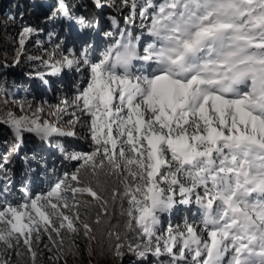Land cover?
Masks as SVG:
<instances>
[{
  "label": "snow or ice",
  "instance_id": "1",
  "mask_svg": "<svg viewBox=\"0 0 264 264\" xmlns=\"http://www.w3.org/2000/svg\"><path fill=\"white\" fill-rule=\"evenodd\" d=\"M93 3L128 9L125 25L139 16L142 31L106 32L111 41L103 49L83 32L78 52L66 48L55 61L28 57L52 75L80 73V84L47 114L25 101L18 102L23 115L0 117L15 139L11 151L25 134L51 143L77 137V127L91 151L66 155L78 166L47 191L0 205V264H12L8 254L20 256L21 248L31 264L42 249L67 264L65 237L68 253L78 250L71 238L81 233L90 244L103 243L93 225L117 201L123 231L112 225L103 236L118 256L126 248L139 264L150 255L157 264H264V0ZM59 8L81 30L91 26L67 3ZM36 31L22 29L15 63ZM36 76L44 81L43 73ZM65 115L71 118L63 122ZM56 147L64 151L59 140ZM7 163L5 156L0 167ZM93 202L100 211L90 223L80 208ZM193 204L197 220L161 230L163 214Z\"/></svg>",
  "mask_w": 264,
  "mask_h": 264
},
{
  "label": "rangeland",
  "instance_id": "2",
  "mask_svg": "<svg viewBox=\"0 0 264 264\" xmlns=\"http://www.w3.org/2000/svg\"><path fill=\"white\" fill-rule=\"evenodd\" d=\"M58 1L61 2V0H56L55 7H53V9L57 8V11ZM115 1H117L116 4L118 5L119 0ZM21 8V0L0 1V15L5 18L2 23H0V26H2V28L9 27L6 34L0 33V44L4 46V43L8 41L10 45H14L15 48H13L12 50L14 54H18L21 49V46L19 44V37L22 29L26 26H29L28 23L30 22L29 19H23L25 18L24 15H19V13L16 12L17 10L20 11ZM13 9L14 11L9 13L10 10ZM36 12L37 13L34 14L38 15V11ZM107 14L116 15L120 20L119 24H123L125 26L123 17L126 15L123 10H118L116 7L97 8V16L95 18V20L97 21L93 25L95 26L100 22V29H98L99 26L97 29H95V27L91 25L90 27H87L85 31H88L92 36L94 34L97 35L96 45H98L100 49H103L111 41V38L106 37L104 33L112 32L117 37L119 34V26L117 24L114 27L111 26L108 20L105 18ZM137 18L141 23L139 16H137ZM46 21H48V28L59 29L58 33L51 31L53 34L51 39L52 41H47L46 33L37 30L34 34L31 35L30 38L27 39L25 45L23 46L22 54L19 57V63L6 62L0 58V63L7 67L8 70L18 72L23 78L20 83L17 82L13 84L15 89L12 90L11 87H5V84L2 82V74L0 73V89H2V91H0V117L6 118L8 112H13L17 116L23 115L24 113H22L18 107V102L25 101L31 102L33 107L42 105L45 109V114H47L48 112L53 110L50 106L58 104L62 98L67 97L70 99L75 94L77 85L80 84V73H76L74 71L71 76L69 75L66 77L67 79L61 78V81H55L54 84H51L52 87H43L45 77H48L49 74H51L49 72H45V69H49V67L42 65L39 61L29 60L28 57L40 56L44 60L55 61L53 60V57L55 55L60 56V53L62 52L65 54L66 48H74L78 52L81 45H78L79 42L77 41V37L85 32L84 30H81L80 25L76 26L78 29H76L75 31L74 28L70 25L71 23L75 24L74 21H69L65 17L64 23L66 26V32L69 33V35H67V33L65 32L64 24L60 21L59 16L54 17L53 14ZM67 21H69L70 23L68 24ZM126 27H129L132 33L137 31L138 34H140L142 31L139 23L134 24L133 30L131 28V25H126ZM92 29L94 32L90 31ZM78 31H80L79 34ZM58 45L59 47H57ZM54 53L55 55H53ZM31 64L34 71H24L25 67L31 69L32 67H29L31 66ZM37 72L44 74V81L36 76ZM49 79L51 80V78ZM14 81L15 78L10 76L9 84L12 85ZM40 83L43 85H41ZM46 85H49L48 81L47 83H45V86ZM25 108H27V104H25ZM45 118L53 120L55 119L54 117H48L47 115L45 116ZM70 118L71 117L69 115H65L63 117V122H66ZM76 131L78 134L77 137L54 138L51 143L41 142L39 140L40 143H38V145H36L34 149H32L35 150L34 156H30L29 158L26 157V160L28 161L23 160L19 164L17 163L18 167L15 170L14 176L10 179V181L8 180L7 182H4L0 177V205L4 204L5 202L12 204L22 203L25 192H27L31 196H35L36 194L45 192L52 184L55 183L58 178H62L65 172L70 173L72 170H74L76 166H78V162L66 159V155L73 152L86 151L88 147H91V141L86 138L85 131L80 129L79 127H77ZM57 140H59V143L63 145V152H61L56 147ZM13 145H11L3 153H1L0 162H2L5 156L9 158V156L11 155L14 157L16 156L17 160L20 161V156H22V154L26 153L27 151L29 152V149L26 146L27 144L24 142V140L23 144L19 148V151L17 152L11 151ZM1 150L2 147L0 146V152ZM30 166L33 167V169H31ZM2 168H4V166ZM196 214L197 206L195 204L187 207L178 206L177 209L172 213H166L161 216V230H166L169 224L173 226L180 225L181 227H183L185 219H187L188 222L197 220L198 216ZM72 239H75L76 243L79 245L78 250L80 254H83L86 262L85 264H128V260H138L137 257L129 253L127 249H122V257L116 255L109 262L105 263L102 259L100 248L94 241L90 244L82 233L79 236L72 237ZM45 242H47L46 238ZM90 247L93 248L92 253L90 251ZM20 250H23V248H21ZM48 256H55V250L53 252H48L47 250L42 249L41 254L37 257L36 264H57V261L55 259L49 260ZM8 258L11 259V253L8 254Z\"/></svg>",
  "mask_w": 264,
  "mask_h": 264
},
{
  "label": "trees",
  "instance_id": "3",
  "mask_svg": "<svg viewBox=\"0 0 264 264\" xmlns=\"http://www.w3.org/2000/svg\"><path fill=\"white\" fill-rule=\"evenodd\" d=\"M63 1L68 4L69 10L73 14V16L77 18L84 17L86 18L87 22H90V24L95 23L97 21L95 20L97 16V8L93 4V0H63ZM155 2L160 3L161 0H155ZM21 3H22L21 10L20 11L17 10L16 12L19 13V15H24L25 18L23 19L25 20L29 19L30 21L28 23L29 26H31L32 28L36 30H40L41 32L46 33L47 41H52L51 39H52L53 34L51 31L58 33L59 29L58 28H54V29L48 28V26L46 25L47 24L46 20L57 11V8L53 9V7H55L56 0H21ZM13 11L14 9L10 10L9 13ZM36 11H38L39 13L38 15L34 14V13H37ZM123 11L125 12V15H128V9H124ZM112 16H115L118 20V24H117L119 26L118 33L121 29L126 28V25L124 26L123 24L122 25L119 24L120 20L118 19L116 15L107 14L105 18L108 20L109 23H112V20L110 19V17ZM4 19L5 18L2 15H0V23H2ZM135 23L140 24L137 17H136ZM8 29L9 27L2 28V26H0V33L6 34ZM136 35H139V34H136ZM13 48H15V46L10 45L8 41L4 43V46L0 44V58L6 62H10V63L15 62L18 54L13 53L12 51ZM29 67H32V68L30 69L28 67H25L24 71L26 72L34 71L32 64ZM0 73L2 74V82L5 84V87H9V88L11 87L12 90L15 89L13 84L17 82L20 83L23 80V78L18 72L8 70L7 67H5L2 63H0ZM10 76L15 78V81L12 83V85L9 84ZM24 142L27 144L26 146L29 149V152L27 151L26 153H23L22 156H20L21 157L20 161L17 160L16 156L15 157L12 155L9 156L8 158L9 162L3 165L6 170L0 167V177L2 181L4 182H7L8 180L10 181V179L13 178L14 176V172L17 169L18 164L23 160L28 161L26 160L27 156H34L35 150H32V149H34V147L38 145V143H40V141L35 136L30 135V134H25ZM13 144H15V139L13 137L12 132L9 130L7 126L0 125V146L2 147L0 155ZM86 151H91V147H88ZM30 168L33 169V167L31 166ZM73 171H75V169L72 170L71 172ZM102 194L105 195L106 197L109 195V193H102ZM85 199L90 200L91 198L85 197ZM123 207L127 208L126 202H124ZM99 211L100 209L96 206L95 202L89 205H86V206H81L80 208L81 217L88 219L90 223L92 220L95 219V216ZM121 211H122L121 204L119 201H117V203L114 206L109 207L110 216L106 217L101 225H93V227L97 230L96 235L98 237V240L100 238H103V243H99L97 241H94V242L99 246L102 259L104 260L105 263L113 259L116 256V254H115L113 244L109 242L106 236H103V233L107 227H111L112 225H117V224L120 225V230L123 231V223H124L125 217L121 216ZM69 247H71L70 238L66 236L65 237V253H67V255L65 258L67 259V264H85L86 262H85V258L83 254H80L79 250H77L75 247H72V252L68 253ZM90 249L92 253L93 248L90 247ZM122 249H126V248H122ZM20 251L22 253V255L20 256H15L11 254L12 264H31V260L29 256L25 253V250L23 249ZM161 260L168 261L169 258L167 256H164V257H161ZM127 263L128 264H139V261L138 260L137 261L128 260ZM57 264H63V259L57 261ZM144 264H157L156 258L150 255L148 256L147 261H145Z\"/></svg>",
  "mask_w": 264,
  "mask_h": 264
},
{
  "label": "bare ground",
  "instance_id": "4",
  "mask_svg": "<svg viewBox=\"0 0 264 264\" xmlns=\"http://www.w3.org/2000/svg\"><path fill=\"white\" fill-rule=\"evenodd\" d=\"M77 25H79V24H77ZM86 29H87V28H86ZM64 30H65V32H66V26H65V29H64ZM83 30H84V29H83ZM93 32H94V31H93ZM66 33H67V32H66ZM67 34L69 35V33H67ZM78 34H79V33H78ZM88 34H89V33H88ZM96 36H97V35H95V34H94L93 36H92L91 34H89V38H90V40H91L92 42H94L95 44H96V40H97ZM65 73H66V72H65ZM69 75L71 76L70 73H66V74L63 75V76L67 77V76H69Z\"/></svg>",
  "mask_w": 264,
  "mask_h": 264
}]
</instances>
